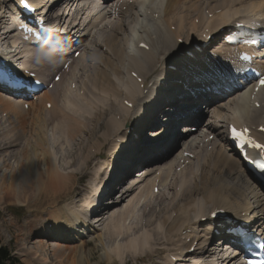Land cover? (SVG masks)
Here are the masks:
<instances>
[{"label": "bare ground", "instance_id": "1", "mask_svg": "<svg viewBox=\"0 0 264 264\" xmlns=\"http://www.w3.org/2000/svg\"><path fill=\"white\" fill-rule=\"evenodd\" d=\"M6 1L10 2V7L15 8V5H18L15 0H0V43L5 45L3 43L5 40V47L8 49L3 52L0 47V59L5 61L0 65L3 68L27 65L23 69L28 67L43 81L54 71L53 78L57 72H60L63 64L58 65L55 57L41 58L30 46L18 40L14 32L15 28L11 25L3 26L10 19L6 11L1 12V5ZM93 1L87 0V3ZM198 1L200 0H103V3L117 10V17L112 22L102 24L95 33H91L88 43L93 45V52L88 53L86 46L82 45L79 60H73L68 65L67 72H61L60 81L53 83L55 93L44 89L30 101L24 100L27 98L23 93H16L15 97L0 93V114L6 111L8 115L6 119L0 118V173L4 172L5 168H9L11 172L9 181L4 180L2 182L4 186L0 184V205L9 203L26 208L27 216L22 218L21 229L19 226L17 229H20L23 246L27 245L32 249L28 251L27 256L35 264H48L49 262L45 261L49 258L42 260L47 253L56 252L55 255L61 257L64 255L60 247L55 244L47 242L45 243L47 246L37 244L45 240L43 237L57 238L59 236L61 239L70 240L84 232L85 234L92 232L88 234V239L96 250L104 249V240L111 243V245H105L104 253L105 262L109 264H183L179 261L191 259L194 260L192 264H205V259L195 261L199 257H191L192 254L182 259L183 249L189 252L188 249L193 246L194 253L202 252L204 239L214 238L213 230H218V236L226 239L223 229L224 217L212 218L211 212L220 209L229 212V215L231 211L238 214L241 212L239 208L248 199L252 200L248 203H255L258 209L249 216L250 220L255 221L262 218L260 224L264 226V206L260 209V205H264V182L259 180L253 169L247 166V163L254 161L255 156L253 153L242 156L228 146L223 149L222 146L227 142V134L219 129L222 126L221 123L226 120L225 126L228 123L236 124V118L231 119L223 114L228 109L230 112H238L250 119L251 121H247V124L255 123L250 116L254 112L250 105V93L253 86L251 90L242 91L232 99L227 96V100L222 101L220 105L226 106L218 114V121L221 123L215 122L208 125L209 134L213 133L215 141L205 143V147L216 143H219V146H212V151L205 150L201 156L195 155L193 160L188 161L187 158L183 160L182 163L189 164L183 168H187L186 172L191 168L194 169L190 173L192 175L195 172H199V175L201 172L200 176L195 175L196 178L200 177L199 182H193L191 176H187L188 173L183 174L185 173L183 170L182 178L179 180L182 181L183 175L187 176L180 182L182 190L179 191V195L183 197L175 196L176 194L172 192L170 200L174 203L164 202L165 198L158 200L159 197L157 198L152 192V187L157 185L156 182L160 183L158 186L161 188L157 194H162L165 186L169 190L167 184H170L177 175L174 169L178 166L176 163L182 159V151L180 150L176 155L177 152L172 153V151L175 146H178L176 137H179L182 132L176 133L175 128L179 121L188 119L187 117L182 118L181 111L190 107L199 112L198 104L207 102L209 99L206 87L222 83L232 64V62L220 60L227 56L221 49L206 52L202 48L204 42H210L206 40L207 36L218 38L220 35L215 32L230 28L235 20L245 21L255 15L264 14V0H213L219 6L210 9L206 7L205 10L198 8L196 5ZM28 2V6L34 8L38 16L44 14L45 11L48 14L52 10H60V16H62L63 12L69 13L73 7L74 11L88 8L84 7L83 0H28ZM92 4L95 5L94 2ZM7 9L10 11V8ZM215 10L217 12H213ZM202 11L205 16H202L201 22L195 23L194 20L200 17ZM136 14L143 17L146 23L139 24ZM193 15L195 16L192 17ZM261 20L264 21V16ZM66 22L75 23L76 19L73 21L68 19ZM98 25L92 21L88 22V28ZM138 25L140 26L137 28ZM184 30L186 40L180 41L179 38L185 34ZM128 32L133 34L131 39L127 36L122 38ZM141 34L148 37L143 38L145 36L141 37ZM140 42L145 43L148 49L139 48ZM88 46L87 44V48ZM127 46L130 51L127 50ZM83 58H88L96 64L92 67L93 72L90 71L87 74L86 82L82 80L78 85V90L83 91L82 97L71 90L70 84L75 79L73 71L77 68L78 61ZM131 72L136 73V78L131 77ZM220 72L224 74V77L220 75ZM40 73L44 75L41 76ZM122 74L127 77V82L121 80ZM138 77H141L139 82H137ZM255 95L264 97V87ZM119 96L120 103H117ZM219 96L220 94H213L210 98L214 99ZM50 97H53L55 103H51L50 108L47 109V104H44L48 103L47 99ZM93 99L102 103L100 108L103 112L95 110L93 103L96 101ZM123 100L132 102L133 106L128 108L122 105ZM62 102L64 104H61ZM167 104L170 111L166 113V107L162 109V106H167ZM24 105H28L27 109H24ZM85 108L92 112L91 116L85 114ZM261 109L263 112L264 107L259 108L258 111ZM112 110H114V115L111 114ZM116 115H119L120 120L116 119ZM29 117L30 123H28ZM6 122L14 125L9 126ZM126 123L128 124L127 132V129L123 128ZM257 123H264V115L260 119L257 118ZM183 127L187 130L189 124H184ZM139 129H148L149 134H145V140L134 142L133 136L128 134L137 132ZM51 135H54L52 139H50ZM62 136L76 140L74 155L77 158L85 156L84 150L87 151L80 164L77 165V160L65 161L67 155H62L60 150V153L56 155L55 147L58 144L54 142L61 141ZM117 136L120 142L115 141L114 137ZM126 140L129 144L125 143ZM21 143L26 144L18 148ZM130 143L135 145L130 146ZM103 150L105 158L104 161L99 162V165L98 161H93L94 154H100ZM18 152H22V156L18 157ZM113 154L120 155V162L129 157L130 168L139 167V170L133 173L129 168L123 173L119 172L118 167L116 168L117 177L120 174L127 177L126 181L120 185L121 187L126 186L129 181L134 184L138 181L139 175L145 174L143 180L136 184L140 185L142 190L153 183L163 169L167 170L172 167L167 177V184L162 185L165 183L164 179L156 181L150 187L151 191L148 196L139 195L140 190L127 201L129 205L126 210H120L123 205L119 204L109 207L111 212L120 211L104 221L106 226L101 233L94 234L97 230L94 225H87V229L84 228V231L79 233L75 227L76 224L83 222L86 213L90 214L91 210L86 207L91 209L94 200L98 198L95 195L99 186H94V180L102 175L100 169H105L106 160L109 159V169L115 166V161L111 159ZM58 159L65 161V164L62 165ZM201 159H204L202 161L204 163H201V166L198 164L195 166L193 161L198 163ZM12 160L15 161L11 166L7 161ZM97 164L100 169L94 167ZM222 164L228 165L224 167ZM179 168L178 171H181L182 167ZM74 173L80 175L77 179L79 186L73 190L75 197L72 199L83 200V203H79L80 205L71 203L72 205L64 210L57 207V204L72 200L70 192H66V189L70 190L69 186L72 185L71 180ZM230 174L234 177L233 183L230 184L234 186V190L232 194L227 195L222 186H225L224 177ZM239 176H245L246 182L242 184ZM64 183H69V185ZM101 184L107 186L108 182ZM241 186H245V192L241 190ZM197 192L201 194L192 197L193 193ZM98 193L99 191L97 195ZM126 193L124 192L120 198ZM53 194H55L54 200L51 199ZM128 196L130 197V194ZM201 196L202 200L199 203L192 202L194 198ZM58 198L60 201L57 200ZM157 200L158 203H155ZM207 202L209 205L204 206ZM143 203L145 205L142 207V213L138 215V207ZM0 211H2L0 215H4L3 210L0 209ZM36 215H38L37 219ZM170 215L174 216L169 219ZM229 215L225 214V216ZM93 217L94 222L101 220L98 214ZM115 221L117 225L113 226ZM157 221H161V226L166 228L164 236L153 227ZM239 223V221L235 222L234 226ZM1 225L2 223H0V230ZM131 226L144 228V233L131 235L126 231L130 230ZM80 227L83 226L80 225ZM187 228H190L189 232L182 236L181 233ZM11 231L12 229L8 227L2 230L0 239H7L5 233L10 234ZM86 231L89 232L86 233ZM32 234L38 236V239L32 241V237L30 238ZM39 237L43 240L39 241ZM117 239L123 242L119 243ZM163 243L171 247L166 249L159 247ZM50 245L55 246L50 247ZM70 245L75 255L64 264H90L93 259H96L94 252L85 251L88 244L83 239L71 242ZM221 246L222 244L214 246L212 243L208 246V252L211 251L214 255V261L215 258L219 261L223 256ZM160 254L164 262L159 261ZM67 255L63 258L68 259L70 256ZM171 257H174V261L170 260ZM210 263L207 262V264Z\"/></svg>", "mask_w": 264, "mask_h": 264}, {"label": "rangeland", "instance_id": "2", "mask_svg": "<svg viewBox=\"0 0 264 264\" xmlns=\"http://www.w3.org/2000/svg\"><path fill=\"white\" fill-rule=\"evenodd\" d=\"M214 1H212V0H200V1H198L197 3H196V5L198 6V8H200V10H205V8L207 7V3H209L210 4V6L211 5H213L214 3H213ZM2 3V2H1ZM9 3L10 2H4V4H2L1 5V7L2 6H4L3 8L5 9V11L6 12H8V10H7V6L9 5ZM57 9V8H56ZM210 9V8H209ZM202 13V12H201ZM137 15V14H136ZM195 15H193L192 17H194ZM138 19H139V22L141 21L140 19H141V17H139L138 16ZM111 20H113V19H110V21ZM198 20H202V17H200V18H198ZM123 21V20H122ZM117 23V22H116ZM116 23L114 24V25H116ZM9 25H11V27H12V16L10 17V20L6 23V24H4L3 26H9ZM132 25V24H131ZM131 25L130 26H128V29H130V27H131ZM140 25H138L137 26V28L139 27ZM174 26V25H173ZM174 28H175V26H174ZM133 30H134V27H133ZM192 32V31H191ZM134 33L135 34H138L136 31H134ZM184 35L181 37L182 39H185L186 40V32H185V30H184ZM131 34H132V32H128V34H126L124 37H122V38H125L126 36H127V38H131ZM143 36H145V37H143ZM141 37H143V38H147L148 36L147 35H145V34H141ZM191 37V36H190ZM180 39V38H179ZM118 40H120L119 38H118ZM185 40H183V41H185ZM4 42V44L6 45V43H5V40H3ZM5 45H3V48L5 49ZM90 45V44H89ZM126 47V46H125ZM92 48V47H91ZM127 50H129L128 49V46H127ZM88 51H90V50H88ZM125 53H127V51H125ZM125 58H126V56H125ZM95 64H92V63H90V61L89 60H86V59H82L81 61H80V64H79V66L81 67V69H80V71L79 72H76V74H75V79H74V82H75V85H74V88H72V89H75L76 88V86H78L79 85V83L83 80L84 82H86V80H87V74L91 71V73L93 72V69H92V67L94 66ZM75 73V72H74ZM120 78H121V80L123 81V80H125L126 79V76H124V74H122L121 76H120ZM86 79V80H85ZM122 89V88H121ZM100 94V93H99ZM93 100H95L96 101V103L94 102L93 104H94V108H95V110H97V111H102L103 112V110L100 108V105L102 104L101 102H99V101H97L96 99H93ZM47 101H48V103H55V102H53V97H50V98H48L47 99ZM117 103H120V96H119V100H118V102ZM132 103V102H131ZM47 103H45L44 105H46ZM61 104H64V102H62ZM133 106V105H132ZM164 107H166V106H162V109H164ZM25 109V108H24ZM167 111V110H166ZM4 113H2V114H0V118H4V119H6V118H8V115H6V111H3ZM114 110H112V112H111V114L112 115H114ZM0 113H1V111H0ZM85 114L86 115H88V116H91V114H92V112L88 109V108H85ZM224 114H226V115H228V112L227 111H225L224 112ZM6 115V116H5ZM264 114L262 113V114H260V116H259V114L256 116V117H262ZM106 116H107V114H106ZM105 116V117H106ZM7 123V122H6ZM28 123H30V117L28 118ZM8 124V123H7ZM9 126H11V125H14L13 123H11V124H8ZM126 126V124H124V126L123 127H125ZM133 128H134V126H133ZM219 129H223V127H219ZM144 131H148V130H144ZM82 132H84V131H82ZM84 133H86V132H84ZM87 134V133H86ZM100 134V133H99ZM118 134H119V132H118ZM95 136V135H94ZM93 136V137H94ZM143 136H145V133H142V134H140L139 136H138V138H136V139H139V138H141V137H143ZM54 137V135H51V138L50 139H52ZM65 141H68V142H65ZM65 142V143H64ZM54 143H57L58 144V146L57 147H55V151H56V155H58L60 152H59V150L62 152V155H64V154H66L67 155V158H66V160L65 161H70V162H73L74 160H77V165L78 164H80V161L81 160H83L84 158H85V156H86V150H84V154H85V156H83V157H81V158H77L75 155H74V145L76 144V140H72V139H69V138H67V137H61V141L59 140L58 142H54ZM90 143V142H89ZM125 143L126 144H129L128 143V140H126L125 141ZM26 143H21L19 146H18V148H22V147H24V145H25ZM224 147H226V146H224ZM75 148H77V147H75ZM78 149V148H77ZM93 149V148H92ZM211 149V148H210ZM17 156L18 157H20V156H22V152H18L17 153ZM104 158H105V154H104V150L102 151V152H100V154L99 153H95L94 154V159H93V161L95 162V161H98V164L100 165V163L102 162V161H104ZM128 157H126L125 159H127ZM111 159H113L114 161H117L118 162V159H120V155H118V154H113V155H111ZM124 159V160H125ZM58 160H60V159H58ZM109 160V159H108ZM108 160H106V167H105V169H100L99 167H98V164L96 165V166H94L95 168H99L100 169V172L102 173V175H99V176H97L96 177V179L94 180V183H95V185L94 186H100V183H102V182H107V181H110L109 182V184H108V187H111V188H113V187H116V185H121V183H122V181H123V179H122V177H120V178H116L117 177V175H116V168H117V166H116V168H114V172H113V175L111 174V172H110V169H109V166H110V164H108ZM14 161L15 160H12V161H7V163H9L11 166L13 165V163H14ZM65 161H63L62 162V160H60V162H62L61 164L63 165V164H65ZM93 161H92V163H93ZM203 160L201 159V163H204V162H202ZM100 162V163H99ZM127 162V161H126ZM36 164H37V162H36ZM186 165H189V164H186ZM186 165H184V166H186ZM222 165H224V167H227V165L228 164H222ZM91 166H92V164H91ZM184 166H182L183 168H184ZM196 166H197V164H196ZM198 166H200V161L198 162ZM183 168H181V171H178V169L179 168H176V169H174V172H175V175H176V177H175V179L170 183V184H167V177H168V175H169V173H170V171H171V169H172V167L171 168H169V169H167V170H165V169H163V171H164V173H163V171H161V173L158 175V177H157V179L153 182V183H151V184H149V185H147V186H145L144 188H142V190L140 191V193H139V195H146V196H148V194H149V192L151 191L150 190V187H152L154 184H155V182L156 181H160V179H164L165 180V183H163L162 185H168L169 186V190L167 189V186H165V188L163 189V191H162V194H155V196L158 198V200H161L162 198H165V201L164 202H171V203H174V202H172L170 199H171V196H172V192H173V194L175 195V196H182V195H179L180 194V192L179 191H181L182 190V186H180V185H182V183H180V182H182L183 180H184V177L185 178H187V176L188 177H190V178H192L193 180V182H199V179H200V177H198V176H200V174H201V172H200V174L197 176L198 178H194L193 177V175L192 174H190L191 173V171L193 172V170L194 169H190L188 172H186L187 171V168L186 169H183ZM204 168H205V166H204ZM73 169V168H72ZM131 169V168H130ZM137 169H139V168H132L131 169V171H136ZM185 171V173H183L184 175H186V173H188L187 174V176H184L183 175V179H182V181H179V180H181V178H182V172H184ZM197 170L199 171V168L197 167ZM202 171V170H201ZM4 173V174H3ZM4 176H3V175ZM10 174H11V172H10V170H9V168H5V171L4 172H2V173H0V184L2 185V186H4V183H2L4 180H8L9 181V177H10ZM61 175V174H60ZM79 173H74V177H73V179L71 180L72 181V185L71 186H69L70 187V190H68V188L66 189V192H70V197H71V199L72 198H74L75 196H74V194H73V190L77 187V186H79V184L77 183V179H78V177H79ZM112 176V177H111ZM171 176V175H170ZM240 177V176H239ZM6 178H8V179H6ZM189 178V180H191ZM102 179H103V181H102ZM28 180H31V179H28ZM226 180H228V181H231V178L230 177H227L226 178ZM240 180H241V183L243 184L244 183V181L246 182V179H245V176L244 177H240ZM7 181V182H8ZM6 182V183H7ZM67 182H70V181H67ZM178 184H177V183ZM5 183V184H6ZM176 183V184H175ZM65 185H69V183H64ZM173 184H175V186L173 185ZM225 186H222L223 187V190L225 191V193L227 194V195H230V194H232V191L234 190V186H231L229 183H223ZM0 185V186H1ZM172 185V186H171ZM177 185V186H176ZM32 186V185H31ZM201 186V185H200ZM61 186H59V188H60ZM174 187V188H173ZM181 187V188H180ZM101 188V187H100ZM99 188V189H100ZM114 189H116V188H114ZM177 189H180V190H177ZM160 190H161V188H160V186H158V187H156V191H157V193L158 192H160ZM241 190L243 191V192H245V186H241ZM52 192V191H51ZM109 194V192H107V191H104L102 194H101V197L103 198L104 196H106V195H108ZM199 194H201V193H193V195H192V197L194 196V195H199ZM54 195L55 194H53V197L51 198L52 200H54ZM150 195H152V193L150 194ZM183 197V196H182ZM181 197V198H182ZM254 197V196H253ZM49 198V197H48ZM58 201H60V198H58L57 199ZM158 200L155 202V203H158ZM202 200V196L201 197H199V198H194L193 200H192V202H194L195 204H197V203H199L200 201ZM83 200H81V201H76L75 199H72V200H70V201H64V202H58V204H57V207H60V208H63L64 210H67V208L68 207H70V205H72V204H75V203H77V204H79V203H83L82 202ZM72 203V204H71ZM45 204H47V202L45 203ZM45 204H44V206H45ZM143 205H145V203L144 204H142V206ZM206 205H209V203L207 202L204 206H206ZM247 205H249V203H248V201H244V203L241 205V207L239 208V209H243V208H246V206ZM0 209H2L3 210V212H4V215H0V223H2V225H1V230H0V233H1V231L2 230H6L7 229V227L11 230L12 229V231H11V233L10 234H7V233H5V235H7V239H0V257H1V255H3V259L2 258H0V261H1V263L0 264H35V262H33L28 256H27V253H28V251H30V250H32L31 248H29V246H23L24 244H22V236H21V234H20V232H19V230L21 229V226H22V218H24L25 216H27V210H26V208L25 207H23V206H17V205H13V204H9V203H7V204H2V205H0ZM0 213H2V211H0ZM142 213V208H139V212H138V215H140ZM35 218L37 219L38 218V215H36L35 216ZM172 218V216L170 217V219ZM116 222V223H115ZM115 222H113V226L116 224L117 225V221H115ZM20 227V229H17V227ZM104 226H106V223H103V224H101V226H99L98 228H96L97 230H96V232L94 233V234H97V232H98V234L100 233V232H102L103 230H104ZM153 227H155V229H157L158 231H161V232H164L166 229L164 228V227H162L161 226V222L159 221V222H157V223H155V225L153 226ZM157 227V228H156ZM115 229V228H114ZM113 230V229H112ZM111 230V232H113ZM123 231H124V229H123ZM128 233H130L131 235H141V233H143L144 232V229H141V228H136V227H133V226H131V229L130 230H126ZM37 232V231H36ZM114 232H116V230L114 231ZM34 234H32L31 236H30V238L32 237V241H35V240H37L38 239V236H33ZM88 235H86V234H83V235H81L80 237H77V238H72V239H70V240H68V239H60V240H56V239H50V238H48V237H46V238H44L43 237V239H45V240H43V239H41L40 237H39V241H42V242H39V243H37V244H41V245H43V246H47V244H45L46 242L47 243H51V244H55L56 246H58V247H60V249H61V251L63 252V257L64 256H66V254H68L67 256H70V257H68V259H64L63 257H61V256H57V255H55V253L54 254H52V253H47L45 256H43V258H42V260L44 259L45 260V258H49L48 259V261H45V262H49L48 264H60V263H62V264H64V263H66V262H68L74 255H75V253H74V250H73V248L71 247V245H70V243L71 242H74V241H76V240H78V239H83L84 241H86L87 242V244H88V246L85 248V251L86 252H88V251H92V252H94L95 253V257H96V259H93L91 262H90V264H109V263H107V262H105V259H104V257H105V245H111V243H109L107 240H104V249H98V250H96V249H94L93 248V243H91V242H89V239H88ZM30 238L28 239V242H29V240H30ZM118 240V242L119 243H121V242H123V240H119V239H117ZM36 244V245H37ZM36 245H34L35 247H36ZM55 245H50V247H53V246H55ZM163 246V245H162ZM161 246V247H162ZM163 247H168V245H164ZM162 247V248H163ZM197 257H199V255H197ZM206 258V262H209L210 261V259L211 258H207V257H205ZM162 262H164L163 260H162Z\"/></svg>", "mask_w": 264, "mask_h": 264}, {"label": "snow or ice", "instance_id": "3", "mask_svg": "<svg viewBox=\"0 0 264 264\" xmlns=\"http://www.w3.org/2000/svg\"><path fill=\"white\" fill-rule=\"evenodd\" d=\"M22 4L26 5V0H20ZM42 6V5H41ZM255 78V77H254ZM259 80L260 86H264V78H257ZM247 129L237 130L234 126L230 127L229 132L231 133L234 141L238 142L239 145H250L254 149L260 150V156L264 158V144L257 143L250 137L244 135Z\"/></svg>", "mask_w": 264, "mask_h": 264}, {"label": "clouds", "instance_id": "4", "mask_svg": "<svg viewBox=\"0 0 264 264\" xmlns=\"http://www.w3.org/2000/svg\"><path fill=\"white\" fill-rule=\"evenodd\" d=\"M49 55H50V53H49Z\"/></svg>", "mask_w": 264, "mask_h": 264}, {"label": "trees", "instance_id": "5", "mask_svg": "<svg viewBox=\"0 0 264 264\" xmlns=\"http://www.w3.org/2000/svg\"><path fill=\"white\" fill-rule=\"evenodd\" d=\"M0 263H1V261H0Z\"/></svg>", "mask_w": 264, "mask_h": 264}]
</instances>
